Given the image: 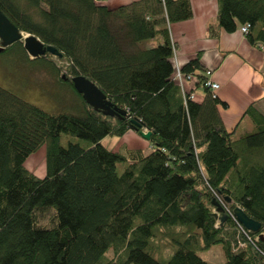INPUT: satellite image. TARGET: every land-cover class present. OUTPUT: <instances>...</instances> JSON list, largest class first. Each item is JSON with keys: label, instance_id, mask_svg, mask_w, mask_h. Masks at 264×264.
Returning <instances> with one entry per match:
<instances>
[{"label": "trees", "instance_id": "16d2710c", "mask_svg": "<svg viewBox=\"0 0 264 264\" xmlns=\"http://www.w3.org/2000/svg\"><path fill=\"white\" fill-rule=\"evenodd\" d=\"M101 1L0 0L20 31L57 48L71 77L85 76L126 110L121 118L94 110L65 75L85 104L81 114L45 111L0 86V264H210L200 253L217 244L221 264H264V244L231 215L240 206L264 232V116L249 107L252 130L228 131L219 112L227 103L206 84L199 54L181 72L196 76L203 97L174 80L169 24L192 18L190 0L113 9ZM217 2L210 36L244 26L264 48V0ZM13 49L47 63L30 59L20 42L4 52ZM146 129L148 151L103 144ZM43 145L39 177L24 161ZM166 229L181 235L161 256L153 240Z\"/></svg>", "mask_w": 264, "mask_h": 264}, {"label": "crops", "instance_id": "0c3cea01", "mask_svg": "<svg viewBox=\"0 0 264 264\" xmlns=\"http://www.w3.org/2000/svg\"><path fill=\"white\" fill-rule=\"evenodd\" d=\"M132 1L135 0L101 2L113 9ZM190 2L192 18L169 24L176 59L183 66L199 54L201 65L209 71L207 78L219 85L215 94L227 103L226 108L219 106L226 129L235 132V136L242 135L253 128L252 120L246 114L249 107L264 116V48L251 43L240 31L227 32L219 28L217 36H210L209 25L216 26L217 0ZM181 87L185 91H194L198 99L203 97L195 75L184 79ZM144 140L149 150V143Z\"/></svg>", "mask_w": 264, "mask_h": 264}, {"label": "rangeland", "instance_id": "374dc122", "mask_svg": "<svg viewBox=\"0 0 264 264\" xmlns=\"http://www.w3.org/2000/svg\"><path fill=\"white\" fill-rule=\"evenodd\" d=\"M155 43L156 41L150 42L148 46ZM44 57L46 64L38 60L28 61L18 49L0 53V86L45 111L81 114L85 104L61 81L62 75L71 77L68 63L52 54L44 55ZM61 141L66 144L65 135H62ZM103 144L123 152L129 149L144 150L146 148L145 150H148L145 140L139 134L132 132L126 133L123 137L107 136ZM24 166L35 175L43 177L46 170L45 146H41L35 153L30 154L24 161ZM117 168L119 172L123 169L121 164H118ZM178 235L181 234L177 230H162L153 240L158 255L167 256L171 250V244L168 241ZM200 255L210 264H221L225 260L220 244L213 245Z\"/></svg>", "mask_w": 264, "mask_h": 264}, {"label": "water", "instance_id": "95a60500", "mask_svg": "<svg viewBox=\"0 0 264 264\" xmlns=\"http://www.w3.org/2000/svg\"><path fill=\"white\" fill-rule=\"evenodd\" d=\"M0 53L15 42H20L30 59H36L46 54H52L61 57L62 54L52 45H46L36 36L20 31L9 18L0 10ZM74 90L81 95L83 100L94 110L100 111L105 116L121 118L126 115V110L114 105L111 100L97 87V85L83 75H76L70 78ZM135 123V122H134ZM139 135L149 140L151 132L149 130L141 131ZM226 202H230L229 197H225ZM216 208L215 214L221 215V220L226 219L223 208L216 200H212ZM233 214L242 227L257 234L258 239L264 244V232L261 223L249 217L243 208L235 206Z\"/></svg>", "mask_w": 264, "mask_h": 264}, {"label": "built area", "instance_id": "2783aa9c", "mask_svg": "<svg viewBox=\"0 0 264 264\" xmlns=\"http://www.w3.org/2000/svg\"><path fill=\"white\" fill-rule=\"evenodd\" d=\"M239 31L242 32V33H244V32L246 31V28H245L244 26H241V27L239 28ZM0 42H1V40H0ZM172 65H173V70H174V71H173V76H174L173 78H174V80H175L180 86H182L183 80L186 79L187 77H188V78L191 77V75H185L184 73L181 72V66L179 65V63H178V61H177V59H176L175 52H174L173 57H172ZM206 73L208 74L209 71H206ZM206 84H207L208 86H210L211 89H212L213 91H215V90L219 87V85H218L217 83L212 82V81L209 80V79L207 80ZM181 88H182V87H181ZM192 94L194 95V93H192ZM226 211L228 212L227 209H226ZM231 215H232L233 218L237 221V223H238V225L241 227V229L246 231V229L240 225V223H239L238 220L236 219V217H235V215L233 214V212H231ZM247 231H248V230H247Z\"/></svg>", "mask_w": 264, "mask_h": 264}, {"label": "bare ground", "instance_id": "6f19581e", "mask_svg": "<svg viewBox=\"0 0 264 264\" xmlns=\"http://www.w3.org/2000/svg\"><path fill=\"white\" fill-rule=\"evenodd\" d=\"M47 55V54H46Z\"/></svg>", "mask_w": 264, "mask_h": 264}]
</instances>
